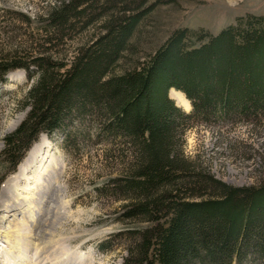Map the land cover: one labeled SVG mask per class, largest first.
<instances>
[{
  "label": "trees",
  "instance_id": "trees-1",
  "mask_svg": "<svg viewBox=\"0 0 264 264\" xmlns=\"http://www.w3.org/2000/svg\"><path fill=\"white\" fill-rule=\"evenodd\" d=\"M93 1L59 0L35 18L38 37L0 56V83L14 70L31 81L26 117L5 137L3 159L13 171L41 135L60 132L71 151L69 127L88 123L111 145L106 161L120 166L104 193L122 203L118 220L131 225L118 235L122 264H264V173L255 186L232 187L183 154L191 122L264 116V18L239 17L218 35L175 30L152 55L120 69L140 17L127 7L94 14ZM96 22L99 33L70 60L52 56ZM170 90L189 101V112Z\"/></svg>",
  "mask_w": 264,
  "mask_h": 264
},
{
  "label": "rangeland",
  "instance_id": "rangeland-1",
  "mask_svg": "<svg viewBox=\"0 0 264 264\" xmlns=\"http://www.w3.org/2000/svg\"><path fill=\"white\" fill-rule=\"evenodd\" d=\"M58 1L0 0V56L23 49L29 39L38 37L35 18L43 17ZM113 1L94 0L89 4L90 11L99 14L105 10L106 15L115 13L117 16L121 7H127L128 15L140 17L120 69L152 55L175 30L202 29L218 35L239 17L264 18V0H127L119 6ZM18 15L27 17L29 25ZM99 29L100 24L96 22L84 36L76 35L57 48V52L52 51V56L70 60L85 38L96 35ZM10 75L16 78L11 81ZM30 83L23 70L8 73L6 82L0 83V194L2 186L29 151L13 171L3 159L5 137L12 134L26 117L28 108L24 107L23 101ZM178 107L185 111L183 106ZM17 119V126L8 131V125ZM233 122H191L184 135L183 154L188 160L201 163L215 179L241 188L256 184L264 173V116L248 125ZM87 125L76 121L69 127V134L74 137L70 141L75 145L71 151L64 147L65 135L61 132L51 138L41 135L36 141L39 142L41 137L48 139L61 160L63 192L59 209L64 218L52 236L47 230L36 228V234L41 238L29 243L22 238L20 243L25 248L26 258L18 260L11 254V264H48L44 251L61 258L62 264L123 263L125 246L118 235L131 225L118 220L122 203L104 193L107 181L120 173V166L117 162L106 161L105 153L111 145L98 139L96 132ZM24 232L28 230L25 228Z\"/></svg>",
  "mask_w": 264,
  "mask_h": 264
},
{
  "label": "bare ground",
  "instance_id": "bare-ground-1",
  "mask_svg": "<svg viewBox=\"0 0 264 264\" xmlns=\"http://www.w3.org/2000/svg\"><path fill=\"white\" fill-rule=\"evenodd\" d=\"M16 77L9 76L13 81ZM178 92L169 93L176 106H183L189 112V102ZM19 119L8 125L13 130ZM61 160L51 148L50 142L41 137L27 152L16 172L2 186L0 194V264H11L9 256L18 260L26 258V251L20 243L41 238L36 228L48 231L52 236L64 218L59 208L62 205L60 186ZM28 232H24V229ZM36 241V240H35ZM46 254L48 264H62L61 258ZM50 257V258H48ZM53 260L55 263H53ZM13 264H16L15 262Z\"/></svg>",
  "mask_w": 264,
  "mask_h": 264
},
{
  "label": "built area",
  "instance_id": "built-area-1",
  "mask_svg": "<svg viewBox=\"0 0 264 264\" xmlns=\"http://www.w3.org/2000/svg\"><path fill=\"white\" fill-rule=\"evenodd\" d=\"M237 124H240V125H243V124L245 125L246 124V125H248V124H252V122L251 123H249V122H237L236 125ZM255 185H257V182H256V184H252V185H249V186H255ZM246 187H248V186H246Z\"/></svg>",
  "mask_w": 264,
  "mask_h": 264
}]
</instances>
